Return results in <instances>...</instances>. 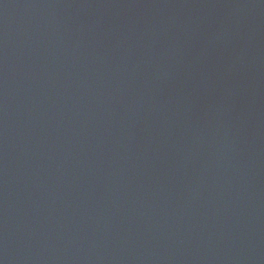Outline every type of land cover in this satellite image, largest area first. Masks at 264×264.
<instances>
[{"label": "water", "instance_id": "water-1", "mask_svg": "<svg viewBox=\"0 0 264 264\" xmlns=\"http://www.w3.org/2000/svg\"><path fill=\"white\" fill-rule=\"evenodd\" d=\"M0 264H264V0H0Z\"/></svg>", "mask_w": 264, "mask_h": 264}]
</instances>
